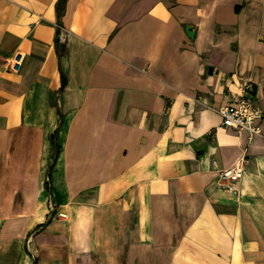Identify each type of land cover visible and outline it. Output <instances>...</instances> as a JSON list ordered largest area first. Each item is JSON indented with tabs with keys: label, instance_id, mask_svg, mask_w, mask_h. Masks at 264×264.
<instances>
[{
	"label": "crops",
	"instance_id": "obj_1",
	"mask_svg": "<svg viewBox=\"0 0 264 264\" xmlns=\"http://www.w3.org/2000/svg\"><path fill=\"white\" fill-rule=\"evenodd\" d=\"M57 2L0 0V264H264V0Z\"/></svg>",
	"mask_w": 264,
	"mask_h": 264
},
{
	"label": "built area",
	"instance_id": "obj_2",
	"mask_svg": "<svg viewBox=\"0 0 264 264\" xmlns=\"http://www.w3.org/2000/svg\"><path fill=\"white\" fill-rule=\"evenodd\" d=\"M60 27L61 41L67 43L68 34L62 26ZM19 59H15L12 63V69L19 70L21 64ZM240 94L232 97L228 103L215 107L222 116V125L224 127H233L235 129H247L252 136L262 132L259 120L263 117L261 108L256 105L254 100L255 86L251 80H244L240 85ZM248 162V157L242 156L235 164L230 167L219 169V185L223 187L233 188L238 191V183L245 175V167ZM54 209L55 205L51 204ZM58 218H66L67 213L63 210L54 214Z\"/></svg>",
	"mask_w": 264,
	"mask_h": 264
},
{
	"label": "trees",
	"instance_id": "obj_3",
	"mask_svg": "<svg viewBox=\"0 0 264 264\" xmlns=\"http://www.w3.org/2000/svg\"><path fill=\"white\" fill-rule=\"evenodd\" d=\"M66 1L67 0H58L56 6H57V9H58V14H59V17L64 13L65 9H66ZM60 26H61V22H60ZM60 32V27L58 28V34ZM57 46L58 48L63 52L66 50L65 46H66V43L62 42L61 41V38L60 36L58 37L57 39ZM66 84V78L64 77L63 78V86Z\"/></svg>",
	"mask_w": 264,
	"mask_h": 264
},
{
	"label": "water",
	"instance_id": "obj_4",
	"mask_svg": "<svg viewBox=\"0 0 264 264\" xmlns=\"http://www.w3.org/2000/svg\"><path fill=\"white\" fill-rule=\"evenodd\" d=\"M186 30L189 32V34H190L192 37L195 36V31L192 30V26H191V25H188V26L186 27Z\"/></svg>",
	"mask_w": 264,
	"mask_h": 264
}]
</instances>
